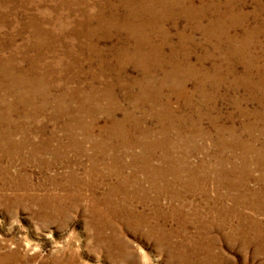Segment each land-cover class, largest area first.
<instances>
[{
  "label": "rangeland",
  "instance_id": "rangeland-1",
  "mask_svg": "<svg viewBox=\"0 0 264 264\" xmlns=\"http://www.w3.org/2000/svg\"><path fill=\"white\" fill-rule=\"evenodd\" d=\"M122 2L0 0V264H264V0L155 9L148 76Z\"/></svg>",
  "mask_w": 264,
  "mask_h": 264
},
{
  "label": "bare ground",
  "instance_id": "bare-ground-1",
  "mask_svg": "<svg viewBox=\"0 0 264 264\" xmlns=\"http://www.w3.org/2000/svg\"><path fill=\"white\" fill-rule=\"evenodd\" d=\"M122 4L126 5L128 7V11L123 15L122 18L118 16L111 15L108 20L102 19L100 21L101 24L103 25H110L109 20H111V24L119 28H123L124 31L126 32V35L129 37L135 38L136 41L133 46H124L121 48L119 52V58L122 61H127V62H132L136 65H139L142 70H143V75L148 76L150 70H149V64L151 65V58L152 57H157V55H160L158 52L159 46L156 44L153 46L152 44V39L150 38V35H148L145 29V26H147V22L143 21L140 23V20L145 19L146 16L148 17H153L154 16V10L157 9V12L164 17V15L167 17L168 15H171L173 12L178 11L182 13H178L182 15L181 17H185L190 22L191 25V30L197 31L200 30L204 35H209L212 33H216L220 25L222 24L221 21H216L212 22L208 18V13L213 7V1L214 0H200L201 3H206V4H199L198 6H194V1L195 0H122ZM209 2V3H208ZM108 8V7H107ZM220 11V10H219ZM223 12V11H222ZM177 13V12H176ZM112 14V13H111ZM229 14V13H228ZM177 15V14H176ZM158 16V15H157ZM156 16V17H157ZM183 17V18H184ZM181 18V19H183ZM148 19V18H147ZM208 19V20H207ZM230 19V18H229ZM149 20V19H148ZM121 21H123L121 23ZM235 21V20H234ZM157 22V21H156ZM206 23V25L204 24ZM211 23V28L210 30L207 28ZM157 24V23H156ZM205 25V26H204ZM227 25V24H226ZM164 26V25H163ZM233 26V25H232ZM149 27V26H148ZM159 27V26H158ZM223 27V26H222ZM220 27V28H222ZM229 27V26H228ZM112 28V27H111ZM150 28V27H149ZM153 28V27H152ZM224 29V28H222ZM41 30V29H40ZM153 32V31H152ZM227 32V31H226ZM225 32V33H226ZM149 33V32H148ZM156 33V32H155ZM161 33V32H160ZM222 33V32H221ZM154 35V34H152ZM164 35V34H163ZM180 35H183L182 33H179V38ZM160 37V35H158ZM168 36V35H167ZM35 38V37H34ZM182 38V37H181ZM158 39V38H157ZM166 39V38H165ZM181 45L183 46L185 40H181ZM155 42V41H154ZM162 42V41H161ZM187 40L185 41L186 44ZM133 43V42H132ZM187 43H192L190 40ZM186 47V46H185ZM195 47V46H194ZM177 48V47H176ZM179 48V47H178ZM86 50V49H85ZM174 50V49H173ZM180 50V49H179ZM175 51V50H174ZM192 51H190L191 53ZM181 54V53H180ZM175 55V54H173ZM89 61V60H88ZM95 61V60H94ZM119 63V62H118ZM104 64V63H103ZM148 69H147V67ZM5 67V66H4ZM183 72L190 76V77H196L197 72L192 70V69H186ZM173 71V70H172ZM252 72V71H251ZM6 72H3L2 74L6 75ZM17 74V73H16ZM180 74V73H179ZM252 77V75H250ZM261 77V76H260ZM25 78V77H24ZM148 77L144 78L147 79ZM169 78V77H168ZM172 78V76H171ZM111 79V77H110ZM176 79V78H175ZM247 79V77H246ZM190 80V79H189ZM245 80V79H244ZM22 81V80H21ZM32 81V80H31ZM31 81H26L24 83L23 81L20 83L19 87L20 88H32V82ZM148 81V80H147ZM12 82V81H11ZM126 86V85H125ZM108 87V86H107ZM151 86H149V83L144 85L142 87V92L148 91ZM38 88V87H37ZM51 89V88H50ZM35 90V89H34ZM151 90V89H150ZM108 92V91H107ZM146 93V92H145ZM88 95V93H87ZM111 95V94H110ZM146 95V94H145ZM149 95V94H148ZM27 96V95H26ZM92 96V95H91ZM3 97V96H2ZM89 97V96H88ZM101 97V96H100ZM91 98V97H90ZM93 98V96H92ZM144 98V97H143ZM96 99V98H95ZM67 100V99H66ZM89 100V99H88ZM92 101V100H91ZM95 101V100H94ZM114 101V100H113ZM147 101V100H146ZM54 102V101H53ZM85 102V101H84ZM111 103V102H110ZM95 104V103H94ZM99 104V103H98ZM116 104V103H115ZM27 105V104H26ZM43 105V104H42ZM117 105V104H116ZM66 106V105H65ZM89 106V105H88ZM111 106V105H110ZM114 106V103L113 105ZM115 107V106H114ZM82 108V107H81ZM86 108V107H85ZM109 108V107H108ZM95 109V108H93ZM119 109V108H118ZM86 110V109H85ZM96 110V109H95ZM105 110V109H104ZM112 110V109H111ZM101 112V111H100ZM98 113V112H97ZM109 114V113H108ZM110 116V115H109ZM113 116V115H112ZM115 118V117H114ZM76 120V119H75ZM125 122V121H123ZM122 122V124H124ZM126 125V124H125ZM124 125V126H125ZM122 125L119 124H113L108 130L110 131H115L119 128H123L124 130L129 131L128 128H124ZM83 127V126H82ZM128 127V126H127ZM93 128V127H91ZM102 130H106L105 128H102ZM83 131V130H81ZM119 131V130H118ZM117 131V132H118ZM103 132V131H102ZM104 133V132H103ZM130 133V132H129ZM6 134V133H4ZM110 134V133H109ZM108 134V135H109ZM107 136V135H106ZM125 136V135H124ZM123 137V136H122ZM123 139V138H122ZM124 142V141H122ZM123 146V145H122ZM129 215V214H128ZM138 218V217H137ZM140 218V217H139ZM138 218V219H139ZM128 221V220H127ZM137 221V219H136ZM135 221V223H136ZM129 222V221H128ZM134 222V221H133ZM140 222V221H139ZM143 223V222H142ZM151 232V231H149ZM154 232V231H153ZM160 232V231H158ZM162 233V232H161ZM160 233V234H161ZM159 234V233H158ZM239 234V233H238ZM172 235V234H171ZM174 235V234H173ZM159 236V235H157ZM240 236V235H239ZM167 238V237H166ZM158 239V238H157ZM168 239V238H167ZM160 240V239H159ZM162 241V240H161ZM163 242V241H162ZM167 244V243H166ZM191 255V254H190Z\"/></svg>",
  "mask_w": 264,
  "mask_h": 264
}]
</instances>
